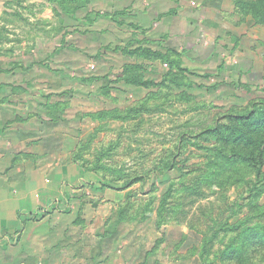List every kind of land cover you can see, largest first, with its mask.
Returning a JSON list of instances; mask_svg holds the SVG:
<instances>
[{
	"label": "rangeland",
	"instance_id": "1",
	"mask_svg": "<svg viewBox=\"0 0 264 264\" xmlns=\"http://www.w3.org/2000/svg\"><path fill=\"white\" fill-rule=\"evenodd\" d=\"M254 1L0 0V214L26 208L0 264H220L203 243L244 196L208 185L192 137L264 100Z\"/></svg>",
	"mask_w": 264,
	"mask_h": 264
},
{
	"label": "trees",
	"instance_id": "2",
	"mask_svg": "<svg viewBox=\"0 0 264 264\" xmlns=\"http://www.w3.org/2000/svg\"><path fill=\"white\" fill-rule=\"evenodd\" d=\"M56 1L62 3L63 0ZM249 6V10L264 19V12H259V7L260 10L264 9V0H255ZM173 13L175 12H170V15ZM165 59L172 69L175 60H170L169 57ZM176 79V75L169 73L164 81L176 83ZM134 83L148 85L140 80H134ZM98 115L115 117L114 112H102ZM224 118H228L229 122L224 123L222 121ZM189 138L191 137H187ZM192 138H201V142L211 144L210 146L193 144L200 151L207 154L210 152L205 158L209 170L204 174L208 185L219 187L218 191L224 190L225 187L241 189L240 197L244 196L242 198L244 204L236 202L229 208L234 220L226 224L223 234L215 231L205 238L201 257L213 253L220 264H264V206L261 205L264 197V100L253 102L248 112L217 117L212 126ZM175 159L174 155L158 173L165 176L172 172L175 168ZM243 172L251 174L246 182L243 176L236 178ZM146 179L147 176L131 179L124 183L123 189L131 188L142 181L145 184ZM106 186L113 188L111 184ZM219 219L214 228L222 227ZM230 235H232L230 243L226 244L223 238ZM241 239H244L242 244ZM233 240H238L239 243L233 244ZM215 241L222 244L213 252Z\"/></svg>",
	"mask_w": 264,
	"mask_h": 264
},
{
	"label": "crops",
	"instance_id": "3",
	"mask_svg": "<svg viewBox=\"0 0 264 264\" xmlns=\"http://www.w3.org/2000/svg\"><path fill=\"white\" fill-rule=\"evenodd\" d=\"M7 162L6 163H8V161L9 160H6ZM5 163V164H6ZM4 164V165H5ZM28 183H30V181H28ZM20 184V183H19ZM19 184H16V186L17 187H20V185ZM24 186V185H26V184H23V182H21V186ZM21 192H22V196L20 197V198H16L17 200H16V202H22V201H27V199H31V197H32V195L31 194H27L26 192L27 191H25V190H21ZM24 193V194H23ZM19 193H17V195H18ZM26 194V195H25ZM6 198V195H2L1 196V199H0V204L2 205V204H6L7 203V200L5 199ZM13 202V201H12ZM38 207V206H37ZM26 208L24 207V209H17L15 212H13V214H9L6 218H8V219H14V222H15V224H17V222H18V216H19V213L21 212H23L24 210H25ZM3 212V211H2ZM13 215V216H12ZM18 215V216H17ZM5 218V216H3V215H1L0 214V234H2V232L4 231V229H5V227H4V225L6 224V221L4 220V219H6ZM7 220V219H6ZM6 230V229H5Z\"/></svg>",
	"mask_w": 264,
	"mask_h": 264
}]
</instances>
